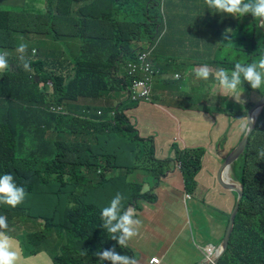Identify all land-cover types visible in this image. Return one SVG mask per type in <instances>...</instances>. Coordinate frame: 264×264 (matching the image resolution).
<instances>
[{"label":"trees","instance_id":"trees-1","mask_svg":"<svg viewBox=\"0 0 264 264\" xmlns=\"http://www.w3.org/2000/svg\"><path fill=\"white\" fill-rule=\"evenodd\" d=\"M7 1L0 0V52L7 53L9 62L8 70L0 73V175L11 174L17 185L25 188L23 204L27 206L14 211L3 205L5 216L10 220L24 213L26 220L42 224L49 237L57 233L60 242L54 245L40 239L41 230L31 234L37 247L46 243L48 249L61 247L62 254L53 255L54 264H111L94 254L111 248L133 257L131 248L119 247L111 234L99 239L93 231L79 233L75 223L85 207L93 205L101 211L118 192L125 197L124 207L132 206L139 215L138 200L155 201V186L178 169L185 191L190 194L196 189L206 148H181L173 143L171 156L157 157L154 138L141 136L126 113L130 106L142 102L141 98H121L128 85L127 73L147 48L144 44L133 47L129 40L135 37L129 33L142 34L151 24L162 27L161 12L155 9L151 16L144 10L140 16L122 6L107 12L101 6L109 0H46V8L40 7L39 0H23L21 5ZM63 4L68 10L78 5L75 14L80 18L110 20L117 31L127 35L114 34L106 43L80 41L76 55H67L69 44L56 37V27L60 32L63 28L59 20ZM244 16L238 18L242 24L236 23L233 35L229 34L233 44L223 39L225 30L221 31L218 67L231 70L236 62L252 63L264 56V27L258 28L254 18L247 24ZM139 23L143 29L133 30ZM20 43L28 46L25 59L30 60L32 72H26L17 59ZM205 45H214V40ZM235 51L238 54L234 56ZM174 68L182 75L181 79L172 76L176 105L196 108L198 99L183 84L186 68ZM154 70L157 80L160 70L155 65ZM243 89L249 91L251 106L264 97V89H251L247 83ZM219 97L221 100L212 102L217 97L210 96L206 108L227 106L229 97ZM236 105L238 118L244 117L249 109ZM257 111L245 149L231 166L243 195L218 264H264V160L258 155L264 150V104ZM82 249L85 255H81Z\"/></svg>","mask_w":264,"mask_h":264},{"label":"crops","instance_id":"crops-1","mask_svg":"<svg viewBox=\"0 0 264 264\" xmlns=\"http://www.w3.org/2000/svg\"><path fill=\"white\" fill-rule=\"evenodd\" d=\"M148 1L150 0H126L125 3L120 2L119 6L133 13L130 5L132 2L140 16L144 10L147 15L154 16L155 9H162L164 17L162 27L151 24L142 34L129 33L135 37L129 40L133 47H137L138 44L148 47L160 38L151 57L153 66L155 65L160 70L152 91V99L157 98L158 101L135 103L126 110V113L140 129L141 136L154 138L157 157L163 159L171 156L173 143H177L181 148L204 146L206 153L203 157L202 168L196 177L197 186L193 193L189 194L185 191L184 178L178 169L160 180L155 186L153 190L156 195L155 201L138 200L141 210L140 216L137 215V217L143 221V224L139 235L129 242L128 247L133 251L138 264H153L152 258L154 257L159 259L158 264H203L204 261L209 263L205 256L204 246L209 244L215 250L219 247L234 207V197L236 196L237 199L235 191L223 187L217 181V172L224 160L223 157L237 146L240 136L245 131L242 130L241 125L247 118L246 115L238 118L239 112L235 113L232 108L225 105L217 109L206 108V105L211 103L210 96L217 97L212 102L221 99L218 95L210 94L208 102L200 100L196 93L207 92L213 87L209 84L189 82V78L194 75V70H189L191 64L182 66L186 68L187 73L184 75L183 84L198 99L197 107L181 108L176 105L172 76L176 73L180 74V69L176 70L173 66L165 67L171 63L169 49L162 48L161 44L167 43L166 39L169 37L182 42H189L191 39L194 44L206 43L207 41L202 40L199 33L196 37L190 38L186 35L187 31L176 30L177 25L197 24L199 27L201 24L197 22L196 17L194 20L184 17L177 21L173 15L175 10L200 12L206 5L200 0H194L190 6L179 5L173 0H155L153 5H150ZM39 5L41 8H46V0H39ZM119 6L112 4L109 0L101 7L107 12H114V9ZM77 9H79L78 5H71L68 10L63 4V13L59 19L63 22L62 32L56 27V37L69 44L70 53L67 55L72 57L76 55L80 41L106 43L113 39L110 20L83 19L75 14ZM80 22H82L81 26ZM113 33L127 35L115 28ZM60 34H62L61 37ZM141 35L145 37L144 40L136 38ZM220 42V40L217 41L216 47L193 45L192 51L197 54L202 50L219 52ZM242 111L244 109H241ZM232 173L231 167L230 174ZM3 205L14 211H18L20 206H27L21 203L13 208L0 204V213L4 216ZM100 212L93 205L85 207L75 223L79 233L93 231L99 239H107L109 233L101 226ZM20 218L21 220L18 221ZM7 221L8 229L5 231L19 242L22 250V264H29L31 260L40 258L43 254L50 256V260L54 263L53 255L62 254L60 246L48 249L47 243L40 247L35 245L36 241L33 240L31 234L37 229L43 234L40 236L41 240H48L52 245L59 243L60 240L57 233L49 237L50 232L42 231V224L38 225L26 220L24 213L10 220L7 217Z\"/></svg>","mask_w":264,"mask_h":264},{"label":"clouds","instance_id":"clouds-1","mask_svg":"<svg viewBox=\"0 0 264 264\" xmlns=\"http://www.w3.org/2000/svg\"><path fill=\"white\" fill-rule=\"evenodd\" d=\"M204 3L212 12L226 13L237 18L251 14L257 22V27H264V0H204ZM229 34L233 35V30L227 28L222 36L226 42L231 41L232 43ZM27 47L25 43L18 45L17 59L26 72H32L30 60L25 59ZM8 68L7 53L0 52V73ZM194 75L206 82L210 79L214 80L220 89V94L233 97L240 102L245 83L254 90L264 89V56L252 63L236 62L231 70L223 67L212 69L206 64L201 65L194 70ZM174 78L179 79V74L177 73ZM142 94L146 95L147 92ZM252 123L253 120L248 117L241 125L242 130H250ZM258 155L261 160H264V150L259 151ZM26 195L25 188L17 185L11 174L0 175V204L14 208L23 203ZM124 199L125 197L118 192L100 212L101 226L111 234L110 239L115 240L121 248L129 246V242L139 235L143 224L132 206L124 207ZM6 229H8L7 217L0 215V264H22V250L19 242L8 235ZM94 254L101 262L107 260L111 264H138L134 256L119 254L115 248L97 251ZM81 255H85V250H81ZM48 264H51L50 259ZM153 264H158V261L154 260Z\"/></svg>","mask_w":264,"mask_h":264},{"label":"rangeland","instance_id":"rangeland-1","mask_svg":"<svg viewBox=\"0 0 264 264\" xmlns=\"http://www.w3.org/2000/svg\"><path fill=\"white\" fill-rule=\"evenodd\" d=\"M173 1L179 5L184 4L186 6L192 5L194 2V0H173ZM111 2H112V4H116L117 6H119L120 2L125 3L126 0H111ZM200 2L204 3V0H200ZM5 3L21 5L23 3V0H10V1H7ZM148 3L150 5H153V4H155V0H150V1H148ZM130 5L132 7L131 10L135 11L136 10L135 5L132 2H130ZM158 11L161 12L160 14H161L162 18L164 19L163 15H162V9L160 8V10L158 9ZM173 15L177 21H180L184 17H187L188 20H194L196 17L197 22L201 24L199 27L197 24H194L195 26L194 25H186V26L185 25L184 26L177 25L176 30L177 31H187L188 33L186 35L189 36L190 38L196 37L197 33H199L201 36V39L204 41H208L211 39L214 40V45H212L213 47L217 46L218 40L221 41V36H220L222 33L221 30H225L227 28H230L233 30L236 23H241V21L237 17H234V16H232L230 14H226V13L212 12V10L206 9L205 6H203L202 11H200V12L191 11V10H186L184 12H181L179 10H175L173 12ZM243 19L247 22V24H250V25L254 21L251 14H246V16H244ZM114 25H115V23H112L111 36H113V37H114V33H113L114 32ZM143 27H144L143 23H139L136 25V27H133V30L141 31L143 29ZM39 32L42 33V31L40 29H39ZM192 40H194V38ZM166 41H167V43L163 42L161 44V47L169 49L168 50L169 56H170L169 61L171 62L173 67H176V66L182 67L184 64L185 65L191 64L192 66L189 68V70H191V69L195 70L198 67L196 65V63H198V64H202V65L206 64L212 69H214V67L218 68L217 63L219 62V59H216L218 52H215L214 50H209L208 52H205L204 50H202L201 53L197 54V53L192 51L193 45L203 46L206 43L194 44L191 42V39L189 40V42H182V41H178V39H174L172 37L167 38ZM157 44H155V46H157ZM235 54L237 55L238 53L235 51L234 56H235ZM151 57L152 56H150L149 58L151 59ZM203 58L209 59V62L208 61L206 62L205 60H203ZM234 60H236V58H234ZM175 75L176 74H174L173 77H175ZM179 77L181 78L182 75L179 74ZM189 82H199L202 85L203 84H209L211 87H213L212 89H209L207 92L196 93V95L203 102H208L210 94L218 95V96L221 95L220 89L218 88L216 82L212 79H210L209 81L206 82V81L198 79L194 75V76H191L189 78ZM242 93L245 94V97L242 95ZM242 93H241V100L242 101H240V102H237L233 97H230V96L226 100V105L229 108H232L233 112H238L234 109V107L237 106L236 103H240L242 108L244 105L245 110H248L250 108V106L252 105V104L251 105L249 104V97L247 96V95H249V91L243 90ZM121 94H122L121 98H125L127 96L139 97L138 94L134 93V92L122 91ZM61 110L64 111L63 108H61ZM246 116H247V113H246ZM254 119H255V115H254ZM232 164H235V162H233ZM139 176L140 175L136 174L135 177L137 179H139ZM26 198L27 197H25V200H26ZM0 215H2V214L0 213ZM49 259H50V256L43 254L42 257L31 260L29 262V264H48ZM51 264H54V263L51 261Z\"/></svg>","mask_w":264,"mask_h":264},{"label":"water","instance_id":"water-1","mask_svg":"<svg viewBox=\"0 0 264 264\" xmlns=\"http://www.w3.org/2000/svg\"><path fill=\"white\" fill-rule=\"evenodd\" d=\"M264 104V97L260 99L256 104H254L251 108H249L247 112V118L250 117L253 120V123L250 124V130H247L246 134L243 136V138L240 140L238 145L224 158L223 162L220 164V167L217 172V181L225 188L233 190L237 193V200L235 203V206L229 216V222L228 226L224 235V238L219 245V247L216 249L215 255H214V262L208 263L207 261H204L203 264H218L220 257L225 252L229 238L233 229L234 225V218L237 210L239 209V204L243 195V188L241 183L234 180L232 175L230 174L232 163L242 154V152L245 149V146L248 141V137L250 132L252 131V128L254 126V115H256L257 110Z\"/></svg>","mask_w":264,"mask_h":264},{"label":"built area","instance_id":"built-area-1","mask_svg":"<svg viewBox=\"0 0 264 264\" xmlns=\"http://www.w3.org/2000/svg\"><path fill=\"white\" fill-rule=\"evenodd\" d=\"M159 39V38H158ZM158 39L148 45V47L142 50L138 57L140 58V62H137L133 65V67L129 71V75L127 73L128 85L126 92H134L137 93L141 101H151L152 100V91L155 82V70L152 63V60L149 58L152 56L155 50V44H157ZM128 68V67H127ZM130 75L139 76L138 78L131 79ZM147 92V94H142ZM130 97V96H129ZM136 97V96H134ZM133 99V97H130ZM134 100V99H133ZM135 102V101H134ZM51 108L55 111L60 110L59 106H51ZM205 256L210 263L214 262L215 248L209 244L204 246ZM207 252V253H206ZM153 261H159L158 258H152Z\"/></svg>","mask_w":264,"mask_h":264},{"label":"flooded vegetation","instance_id":"flooded-vegetation-1","mask_svg":"<svg viewBox=\"0 0 264 264\" xmlns=\"http://www.w3.org/2000/svg\"><path fill=\"white\" fill-rule=\"evenodd\" d=\"M256 103H257V102H256ZM256 103H255V104H256Z\"/></svg>","mask_w":264,"mask_h":264}]
</instances>
